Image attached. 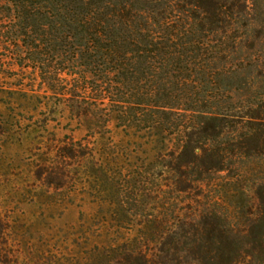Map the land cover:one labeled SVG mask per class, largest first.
Here are the masks:
<instances>
[{
	"label": "trees",
	"instance_id": "obj_1",
	"mask_svg": "<svg viewBox=\"0 0 264 264\" xmlns=\"http://www.w3.org/2000/svg\"><path fill=\"white\" fill-rule=\"evenodd\" d=\"M259 15L254 0H0V166L41 132L25 115L67 112L83 136L39 159L49 198L156 186L187 204L80 264H264V86L234 85L238 54L264 52ZM33 227L0 216V264H47Z\"/></svg>",
	"mask_w": 264,
	"mask_h": 264
},
{
	"label": "rangeland",
	"instance_id": "obj_2",
	"mask_svg": "<svg viewBox=\"0 0 264 264\" xmlns=\"http://www.w3.org/2000/svg\"><path fill=\"white\" fill-rule=\"evenodd\" d=\"M254 6L257 13H260L259 17L264 19V0H254ZM257 34L256 30L250 31L248 35L255 40ZM259 34L262 35V32ZM235 59L244 61V68L247 67L234 80L235 86L245 85L240 93L244 95L251 87L254 90L264 86V52L257 48L254 51L243 50ZM263 89L257 91L264 93ZM25 117L27 120L23 128L36 127L41 132L11 141L13 147L2 157L5 162L0 166V216L24 226L18 231L19 237L31 222L34 224L26 237L27 248L43 251L47 264L67 259L75 264L83 263L81 256L85 254L84 248H93L97 242L106 238L111 241L126 238L136 232L138 220L162 213L170 215L187 206L175 196H164L156 186L145 189L148 191L147 198L141 199L137 189L131 187H123L122 195L113 192L108 197L102 193L107 187L96 186L95 194L85 196L80 184L75 186L70 183L67 189L81 190L68 198L64 195L65 190H59L54 192L53 199L49 198L48 194L53 191L39 180V159L44 156L48 143H52L54 138L62 140L75 136L79 139L83 132L78 130L76 122L71 120L67 112L56 113L43 109ZM76 177L78 183L86 179L81 174ZM101 201L108 202L103 204ZM120 202L125 211L121 208L118 210L117 205L115 208L111 206ZM8 246H12V242ZM17 246L13 245V248L17 250ZM20 262L26 261L21 258Z\"/></svg>",
	"mask_w": 264,
	"mask_h": 264
}]
</instances>
